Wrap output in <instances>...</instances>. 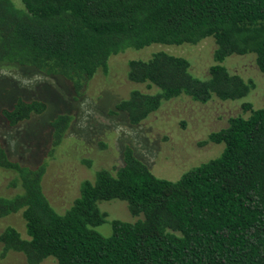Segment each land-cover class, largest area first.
I'll list each match as a JSON object with an SVG mask.
<instances>
[{
    "label": "trees",
    "instance_id": "obj_1",
    "mask_svg": "<svg viewBox=\"0 0 264 264\" xmlns=\"http://www.w3.org/2000/svg\"><path fill=\"white\" fill-rule=\"evenodd\" d=\"M18 1L0 0V65L59 78L75 94L127 50L213 41L203 76L192 73L188 59L164 51L127 63V80L141 89L108 114L129 126L179 97L200 104L247 98L255 83L225 67L230 57L253 55L264 76V0ZM49 107L16 97L0 108V119L18 128ZM243 110L246 116L208 135L205 144L222 145L221 153L178 180L156 177L126 148L122 164L82 181L63 212L43 192L46 161L10 155L0 140V170L12 190L0 195V219L20 213L25 231L0 232V258L13 252L27 264H264V108L245 103ZM68 124V115L51 122L55 145ZM113 200L125 202L136 220L110 221L104 237L95 230L107 223L99 205Z\"/></svg>",
    "mask_w": 264,
    "mask_h": 264
},
{
    "label": "rangeland",
    "instance_id": "obj_2",
    "mask_svg": "<svg viewBox=\"0 0 264 264\" xmlns=\"http://www.w3.org/2000/svg\"><path fill=\"white\" fill-rule=\"evenodd\" d=\"M213 48V41L206 39L195 46L152 45L138 51L127 50L111 57L108 71L95 74L80 94H75L71 85L59 78L19 73L18 68L0 65V108L16 97L42 99L50 104L45 113L18 128H9L0 119V140L10 155L46 161L43 192L58 212L70 206L78 196L80 183L92 179L94 172L119 167L126 148L156 177L176 181L189 169L221 153L222 145L205 141L210 133L225 128L230 118L246 116L243 104L249 103L253 109L264 108V76L257 70L254 56H235L224 62L230 72L254 81L255 89L243 100L213 99L200 104L179 97L164 103L137 126H129L123 116H110L108 111L131 90L141 89L126 78L129 61L164 51L188 59L192 73L203 76L213 63ZM4 79L9 83H3ZM58 115H68L69 124L60 143L55 145L51 122ZM8 179L0 170V195L12 193L7 188ZM99 209L107 214V223L95 230L104 237L111 234L110 221L136 220L122 201L100 203ZM9 226L25 237L20 213L0 219V232ZM0 264L27 263L23 255L11 252L0 258Z\"/></svg>",
    "mask_w": 264,
    "mask_h": 264
}]
</instances>
